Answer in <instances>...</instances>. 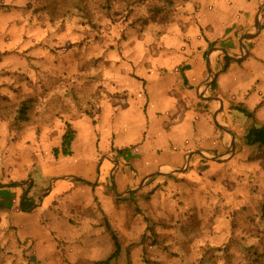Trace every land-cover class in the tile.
<instances>
[{
  "label": "rangeland",
  "instance_id": "rangeland-1",
  "mask_svg": "<svg viewBox=\"0 0 264 264\" xmlns=\"http://www.w3.org/2000/svg\"><path fill=\"white\" fill-rule=\"evenodd\" d=\"M170 1L155 18L149 7L163 0H116L109 15L96 0L88 24L52 21L47 0H0V186L10 188H0V264H100L115 252L108 224L122 247L110 264H264V150L232 134L243 139L264 125L263 72L249 77L245 94L255 120L238 111L248 102L236 101V118L225 113L221 122L227 133L216 127L234 142L228 159L185 160L135 189L116 181L111 132L115 146L138 141V92L128 80L207 51L211 62L222 58L210 43L240 26L233 0ZM211 28L226 34L211 38ZM28 100L31 120L17 126ZM67 123L77 131L74 156L56 159Z\"/></svg>",
  "mask_w": 264,
  "mask_h": 264
},
{
  "label": "crops",
  "instance_id": "crops-1",
  "mask_svg": "<svg viewBox=\"0 0 264 264\" xmlns=\"http://www.w3.org/2000/svg\"><path fill=\"white\" fill-rule=\"evenodd\" d=\"M232 2L234 4V7L231 6L232 10L236 9L233 13L234 19L240 26L226 34L225 25L226 30H223L226 34L225 38L215 42L217 46H220L219 49L225 51L224 56L228 54L235 57L240 50L241 33L249 23L253 22L248 33L255 25L254 19L260 10L261 0H233ZM260 26L258 33L254 34L255 37L246 42L247 56L220 64L217 71H215L216 68L213 69L217 76L216 86L215 88L212 87L213 82L211 86L206 87L209 88L207 93L210 98H212L210 94L212 88L214 98L218 100L205 102L201 97L203 95L201 94L202 89L209 83H204V77L209 74L206 71L208 51L205 52L207 55L206 62L204 60L205 53L201 58L195 60L190 56L191 59L186 57L184 62L175 64L170 72L139 73L138 82L134 79L128 80L127 84L134 87V90L138 92V141L115 146L114 139L117 135L111 132L114 142L111 143L112 147L117 149L112 153L114 155L113 164L115 165L114 175H116V181L120 188L135 189L134 183L137 180L139 183L146 180L150 175L171 174L176 170H181L182 162L185 160H195L196 167L203 165L202 161H209L198 157L188 158L190 154L202 153L212 157H222L228 153L230 143L233 142L232 138H224L216 130L215 117L211 109L216 107L215 109L218 110V120L225 118V113H228L229 120L230 118L234 120L237 110L233 106L236 105V101L237 103L248 102L249 109H247L249 111L256 108L255 99L252 98L251 101H248L245 94L249 92L248 89H251L252 86H248L249 77L256 75L257 72L264 73V15ZM224 33H220V31L218 33L217 28L209 29L211 38L220 37L219 35H225ZM203 39V43L208 45L207 40L209 38L206 34ZM191 54L190 52L187 56ZM218 60L220 58L210 62L214 63ZM241 65L243 69L239 68ZM182 68H185L184 71ZM123 111L125 110H121L120 113ZM242 116L247 117L245 114ZM232 134L234 139L237 138L235 132ZM226 143L228 147L227 151L224 152ZM207 148L215 150V152L211 153L207 151ZM126 149L129 150L119 153V151ZM9 164L10 162L7 167ZM103 166L105 169L106 162L103 163ZM131 167L138 169L137 177H132L129 174ZM1 172L2 166L0 174ZM119 172L120 177L118 179L117 174ZM4 189L5 191L2 193H6L8 188L4 187ZM9 190L10 188L6 194L10 193Z\"/></svg>",
  "mask_w": 264,
  "mask_h": 264
},
{
  "label": "trees",
  "instance_id": "trees-1",
  "mask_svg": "<svg viewBox=\"0 0 264 264\" xmlns=\"http://www.w3.org/2000/svg\"><path fill=\"white\" fill-rule=\"evenodd\" d=\"M96 0H47V4L44 6V9L51 17L52 21L57 20H64L67 18H71L74 16H78L81 19L85 20L88 24H94L93 23V17H92V3ZM100 3V9L103 13L106 15H109L112 10V5L116 0H97ZM164 6L159 7L154 4L150 6L152 12L150 11V15H153V17H158L160 15H163L166 9H164L168 5H173V2L170 0H163ZM207 42H209L207 40ZM217 45L216 42L210 43V47L213 48ZM206 55V53H205ZM185 68H182V71H184ZM187 69V68H186ZM216 84L213 83L212 87L215 88ZM33 105L31 104V100H28L26 102L20 103L19 108L17 109V114L15 117V122L17 126H23V124L29 123L31 120L30 118V111L33 109ZM238 111L240 113L245 114L247 117L255 120L254 113L250 112L246 108H239ZM235 135L237 138L241 141H246V144L249 146H256L259 145L262 150H264V125L262 126H254L251 129L247 131V134L245 138L241 139L239 133L234 128ZM77 131L72 127L70 123L66 124V130L61 140V146L60 148H55L53 150L54 158H59L61 155L65 158H71L74 156L73 151V145L76 140ZM126 150H121L119 153H123ZM26 198L24 199L22 205L24 204ZM262 212L264 215V205L262 207ZM108 231L112 235V239L115 245V252L105 261L100 262V264H110L111 261L117 260L118 257L121 254L122 247L119 242L118 236L114 232V230L111 228V226L108 224L107 226Z\"/></svg>",
  "mask_w": 264,
  "mask_h": 264
},
{
  "label": "water",
  "instance_id": "water-1",
  "mask_svg": "<svg viewBox=\"0 0 264 264\" xmlns=\"http://www.w3.org/2000/svg\"><path fill=\"white\" fill-rule=\"evenodd\" d=\"M263 15H264V4H263V6L261 7V9L259 10L258 14L256 15V17L254 19L255 20V24L258 26V29L259 30L261 28L260 25H261V20H262ZM252 24H253V22L249 23L245 27V29L243 30V32L241 33V37H240V50H239L238 54L235 57L226 54V56L220 58V60H218V61H216L214 63H211L210 60L208 59V61H207V67H206V71H208V73H211L213 71V69L215 67H217L218 65H220V64H224V63H226V62H228L230 60H233V59L234 60H238V59H241V58L244 57V53L246 52V42L248 40H250V39H253L255 37V35H249V33H248L249 27ZM211 91H212V98H210L209 100H218L217 98H214V94H213L212 88H211ZM221 105H222V108H223V103L222 102H221ZM214 121H215V124H216V126L218 128H220L223 132H226L225 128L221 124L222 118H220L219 120L217 118H214ZM230 146L232 148L230 147L228 153L225 154L222 157H212V156L204 155L202 153H198V155L190 154L188 156V158L198 157V158H201V159H205V160L215 161L217 163H221L220 162L221 159H228L230 157V155L232 154L233 149L235 148L234 142L230 143ZM147 182H148V180H144V181H141L139 183H138V181H136L134 184H135V186H137L139 188V187H142L143 185H145ZM2 187H4V185L0 186V188H2ZM23 199L21 201V205L23 203Z\"/></svg>",
  "mask_w": 264,
  "mask_h": 264
},
{
  "label": "bare ground",
  "instance_id": "bare-ground-1",
  "mask_svg": "<svg viewBox=\"0 0 264 264\" xmlns=\"http://www.w3.org/2000/svg\"><path fill=\"white\" fill-rule=\"evenodd\" d=\"M255 30H258V26H257V25L255 26ZM253 31H254V30H253ZM253 31H250V32H249V35H252ZM211 74L214 75V72L212 71ZM211 83H212V81L209 82V83H207L206 86H210ZM202 97H203L204 99H206V100H209V99H210V98H206V97L204 96V94L202 95ZM218 114H219V112H218V110H217V111L214 113V117L217 118V119H218Z\"/></svg>",
  "mask_w": 264,
  "mask_h": 264
}]
</instances>
